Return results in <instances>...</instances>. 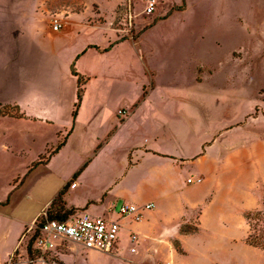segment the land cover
I'll return each mask as SVG.
<instances>
[{
	"label": "rangeland",
	"instance_id": "rangeland-1",
	"mask_svg": "<svg viewBox=\"0 0 264 264\" xmlns=\"http://www.w3.org/2000/svg\"><path fill=\"white\" fill-rule=\"evenodd\" d=\"M148 1L0 0V117H6L0 119V264H26L18 243L22 224L30 225L69 182L59 187L61 176L82 161L72 159L74 152L90 158L94 151L105 178L92 182L90 176L73 197L100 202L112 182L120 194L153 201L142 180L160 176L176 192L163 206L154 202L141 222H123L119 252L69 244L47 264H264V0H154L150 14ZM8 102L67 128L13 120L23 113ZM118 109L121 118L131 115L125 124L110 125ZM73 121L75 134L48 172L42 165L67 139ZM109 126V138L96 140ZM154 153L185 160H165L180 172L168 170ZM201 158L208 176L223 172L224 179L208 187L220 180L223 193L198 233L181 237L174 208L179 201L200 205L207 195L208 188L186 182L198 176ZM109 194L107 204L114 205L108 211L116 216L131 199ZM186 213L180 227L192 232L201 208ZM131 231L140 234L137 242ZM171 238L179 239L171 243L178 241L182 253L181 241L184 254L170 257Z\"/></svg>",
	"mask_w": 264,
	"mask_h": 264
},
{
	"label": "crops",
	"instance_id": "crops-1",
	"mask_svg": "<svg viewBox=\"0 0 264 264\" xmlns=\"http://www.w3.org/2000/svg\"><path fill=\"white\" fill-rule=\"evenodd\" d=\"M115 46H116V44L113 45L111 47V49L113 47H115ZM93 48H97L98 51L101 52V53H106L107 52V50L105 49L106 48L105 46H95L94 45ZM148 97L149 96L147 94L145 96V98L148 99ZM8 104H15L16 107H18L19 110L21 111V114L23 113V117L22 118L13 119V120H19V119H27L28 120L29 119L31 121H39V122H42V121L45 120V124L47 123V125H50V126H57L55 128H60V129L67 128L66 126H61L60 127L58 125H55L53 122L49 121L48 119H44L42 117L32 118L30 116H27L26 115V112L23 109V107L20 104L16 103V102L4 103V105H8ZM134 108L136 109V107H134ZM132 109H133V107L129 111L132 112L133 111ZM118 111H119V109L115 113V115H114V117L112 119L113 121H112V123H110V125H113V123L115 124L117 121L120 124H125L127 118L130 117V115H131V114L129 116L127 115L126 118H121V117H119L120 115H118ZM77 116H78V112H77L76 118H77ZM0 119H6V117H3V118L0 117ZM72 125L73 126L70 129L71 132H70L69 136L67 137V139L65 140L64 145L58 151H55L54 152V150L56 149L55 148L53 150V152L50 155L47 156V158H46L47 161H45V164L44 165H42L44 162L43 163H40V165L44 166V168L47 169L48 172H51V167H52L53 161L58 157V155H60L62 153V151H64V149L68 146L71 138L75 134V132H74L75 121L72 122ZM110 128H111V126H109V128L107 127L104 132H102V133L99 132L98 134H96V137H95L96 140L101 141L102 139H104L103 142L106 141V139L109 138V135H107V133L110 130ZM225 130L227 131V130H230V129L227 128ZM58 132H60V131H58ZM56 133L57 132H54L53 131V137H56ZM100 147H101V145H99L97 147V150H99ZM130 148H131L130 149V152L138 149V147H130ZM144 151H145V153L152 152V150H150V149L145 150V148H144ZM99 155H100L99 153L96 154V151H94L92 157L85 158L86 156L79 155L78 153L74 152V156L72 157V159L77 160V161H81L82 160L81 163H79L76 166H73L72 169L67 172V176H64V178H62V176H61L60 181H59V187H60V186H62L63 183H65V182H67L69 180L68 177H70V180H71L72 176L80 168L83 167L82 171L80 172V174L78 175V177L76 178V180H74L73 182L70 183V185H69V187H68V189H67V191L65 193L64 199H65L66 206L68 208H74L77 211H86V212L88 211V213H89V211L97 212V213L98 212H102L103 213L105 211H108L114 205V204H112V202L109 203V204H107V201L108 200H106V199L108 197H106V196H109L110 195L109 192H114V194H116L118 196H121L125 201H126L125 197L131 199V201L130 200H127V201L130 202L129 204H131V205L143 206L145 204L151 203V204H153V207H154L155 206L154 202H155V203L159 204L160 206H163L166 203V201L169 199L170 195L171 194H174L176 192V191H173V188L169 187L170 184L168 183V180L166 179V181H164V179L162 178V176H160V177L156 178V181H154V180L153 181H148L147 179H143L142 180V182H143L142 185L144 187L143 190H149L148 193L149 194H152L151 196L155 199L153 201L152 200H148V201H143L142 202V200L139 199V196L133 195L132 193H124V192H122V194H120L119 191H118V189L116 188L118 186V184L111 185L112 182L110 183V186L107 189H105L104 191H102L101 195H105V196L101 199L100 202L95 201V199H97V198L93 199V196L85 197V196L78 195V196H74L73 197V195H72V192L73 191H75V190H81L80 189L81 187L85 188V186L87 185V183H90V181L92 180V179H89L90 176L95 177V178H93L92 182H94V181L97 182V180L104 179L105 178L104 175L107 172H106V170H104L102 168L100 169L101 163L99 162ZM154 155L160 156L161 154L154 153ZM204 155H205V151H203V153L200 154L199 156L195 157L194 160H196L200 156H204ZM160 157H162V162H164L166 164L167 169L168 170H173L175 173L180 172V170H178L179 169V165L178 166L177 165L174 166L172 164L170 165V163H167L165 160H168L169 161L171 159V160H173V162H176L177 160H179L180 162H184L185 161L183 159H180L178 157H174L172 155H161ZM262 158H260V159H262ZM204 159L205 158H201V159H199L197 161L198 162V166L200 168L196 169V172L198 173V176L196 178H200L201 181L200 182H196V183H198V185H194L195 183H193V184H189L188 183L190 185V186H188V188L193 187V186H197V187L200 188L199 191H203L204 192V191H206V188L209 187L210 183L213 182V180H215V179H221V180L224 179V177H221V176H224L222 174L223 172H219L217 175L208 176L202 170V167L200 166V165H204V162H205ZM260 159H259V161H260ZM131 164H132V162L130 161V165ZM160 171L161 170H158L157 172L160 173ZM189 178H193V177H189ZM189 178H187V179H189ZM196 178H193V179H196ZM187 179H186V182H187ZM103 186H105V185H103ZM229 187H230V189H232V185L229 186ZM58 189H60V188H58ZM228 190H229V188H228ZM205 193H207L206 198H205V200L200 205L198 203H196V202L179 201L178 206H177V209L174 208L175 211L177 212L176 213V215H177L176 220L178 218V220H177L178 221L177 222V224H178L177 231H178V234L181 235V237L190 235V234L183 235V234H181L179 232L180 224H185V222H186V218H187L186 217V215H187L186 212L189 211V210H193L195 208H198V207L201 208V214H200V218H199L197 230L198 231L200 230V226L202 224V221H203V218H204L206 212L208 210H210L211 207H213L217 203L219 194L220 193H223V188H222V185L220 184V180L218 181V184H216L214 187L208 188V190ZM205 193L203 195H205ZM203 195L201 197H203ZM121 197H119V198H121ZM117 198L118 197H116V199ZM258 199H256V200L258 201ZM51 200L52 199L47 200L45 202L44 206L33 216V218L31 219L30 222H32L41 212H43V209L44 208H47L48 207V205H49V203H50ZM256 202H254V204ZM243 206H244V209H247L248 208L247 203H245ZM174 220H175V218H174ZM22 225L24 227H27V225H29V223L28 222H24ZM124 230H126L125 225H123L122 230H121L122 231L121 232L122 235L124 233L123 232ZM198 231L196 233H198ZM242 231L245 232L244 227H242ZM136 233L138 234V236L140 235L138 232H136ZM193 234H195V233H193ZM174 240H179V239L171 238L170 242H168V244H167L169 246V255H170L171 258H173V256H175L176 254H184V251L182 249V243H181V241H180V244H181L182 253L179 252L177 249H175V247L171 243ZM17 242H18V239L15 241V244L12 247V252L15 250V247H16ZM252 248H254V247H252ZM170 264H172L171 261H170Z\"/></svg>",
	"mask_w": 264,
	"mask_h": 264
},
{
	"label": "built area",
	"instance_id": "built-area-1",
	"mask_svg": "<svg viewBox=\"0 0 264 264\" xmlns=\"http://www.w3.org/2000/svg\"><path fill=\"white\" fill-rule=\"evenodd\" d=\"M154 0H149L146 8L148 14L154 11ZM61 24L54 20L52 29L58 31ZM200 178H189L187 183L200 182ZM153 208L148 203L143 206L124 204L119 207L117 215L113 211L105 214H90L85 211L75 212L65 220L49 219L46 211L36 217L21 234L19 244L23 245L22 253L26 264H47L48 257L69 244L81 246L87 250L115 254L118 251L123 222L141 221L143 213ZM131 242H137L138 234L130 232ZM135 252L134 248H130ZM52 264H57L53 262Z\"/></svg>",
	"mask_w": 264,
	"mask_h": 264
},
{
	"label": "trees",
	"instance_id": "trees-1",
	"mask_svg": "<svg viewBox=\"0 0 264 264\" xmlns=\"http://www.w3.org/2000/svg\"><path fill=\"white\" fill-rule=\"evenodd\" d=\"M71 74L73 76H76L77 77V73L74 71V70H71ZM80 79V78H79ZM81 82V79L78 80V87H79V84ZM81 93L82 91L79 89L78 91V99L80 100L81 98ZM18 108V107H16ZM19 110V108L17 109ZM1 115V114H0ZM13 116V115H10L6 112L3 113V116ZM76 116V113L75 115L73 116V118H75ZM14 118L16 117H19L18 115L17 116H13ZM65 141L61 142L60 144H58V146L56 147V149L54 150L55 151H58L63 145H64ZM83 167L80 168L71 178V180L65 184V186L63 187V189L59 192V194L57 195V197L50 203V205L48 206L47 210H46V213H47V217L49 219H56V220H65L69 215L73 214L76 212V209L74 208H70V209H65V206H64V202H63V199H62V196L64 195V193L67 191L69 185L71 182H73L74 180H76V178L78 177V175L80 174V172L82 171ZM246 217V215H245ZM179 232L183 235H186V234H193L195 232H197V229H193L192 232L190 231H187L185 229V227H183V225L180 227L179 229ZM178 243V241H176ZM177 243L174 245L175 249H177L178 246ZM248 245L252 246V247H256L257 245H255L254 243H251L249 242Z\"/></svg>",
	"mask_w": 264,
	"mask_h": 264
}]
</instances>
